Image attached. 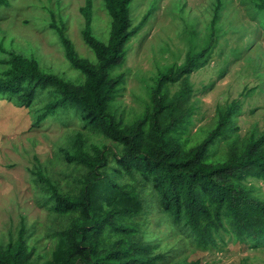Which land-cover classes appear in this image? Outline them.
Wrapping results in <instances>:
<instances>
[{"label":"trees","instance_id":"trees-1","mask_svg":"<svg viewBox=\"0 0 264 264\" xmlns=\"http://www.w3.org/2000/svg\"><path fill=\"white\" fill-rule=\"evenodd\" d=\"M102 1L111 18L106 43L93 33L92 0L80 10L83 39L96 62L77 54L63 23L51 25L75 76L46 72L36 59L15 51L0 62L5 65L0 98L30 110L39 100L36 127L63 119L65 126L77 124L113 142L112 148L93 145L87 151L84 136L75 137L73 154L63 155L85 169L67 192L37 160L32 176L53 220L48 232L52 253L48 258L37 254L23 220L17 236L0 244V264H201L154 253L158 245L145 239L139 222L149 213L148 195L158 199L172 229L200 249L217 248L223 232H232L236 241L253 249L263 248L264 198L247 182L264 184V134L240 144L239 138L232 139L234 119L241 113L234 102L218 109L215 127L203 130L197 142L189 137L194 93L187 79L205 67L211 45L191 49L182 66L161 73L146 110L126 124L117 117L114 102L127 75L115 71L125 64L131 40L145 20L134 27L132 5L137 0ZM253 2L255 13L264 18V0ZM10 5V0H0V8ZM177 84L180 90L172 95L170 87Z\"/></svg>","mask_w":264,"mask_h":264},{"label":"rangeland","instance_id":"rangeland-1","mask_svg":"<svg viewBox=\"0 0 264 264\" xmlns=\"http://www.w3.org/2000/svg\"><path fill=\"white\" fill-rule=\"evenodd\" d=\"M94 5L93 33L106 43L111 18L102 0ZM253 0H137L132 5L134 27L145 23L131 40L123 67L126 81L114 102L116 115L129 123L141 115L149 103L150 91L161 73L182 66L193 48L212 49L202 69L187 79L193 88L192 125L189 137L215 127L217 111L238 102L241 113L232 125L239 144L251 136L264 134V18L255 13ZM0 8V62L10 51L39 62L44 71L71 78L64 48L51 25L61 26L73 42L77 54L96 62L82 32L85 19L81 8L86 0H10ZM211 36L208 43L207 37ZM207 56V57H208ZM5 65L0 63V72ZM172 95L180 85L170 87ZM30 110L0 98V244L15 238L24 220L31 233L30 245L37 254L50 257L54 241L48 236L53 220L43 205V191L33 182L32 170L38 162L57 182L62 192L73 190L85 167L68 162L63 151L73 154L78 134L90 147H113V142L86 133L77 124L63 125L48 119L36 127V100ZM38 160V162H37ZM248 186L264 198V184L249 179ZM149 213L139 219L145 239L158 245L154 251L165 260H199L201 264H264V247L253 249L223 232L224 241L210 250L198 248L193 240L174 231L153 195L147 196ZM219 240V239H218Z\"/></svg>","mask_w":264,"mask_h":264}]
</instances>
